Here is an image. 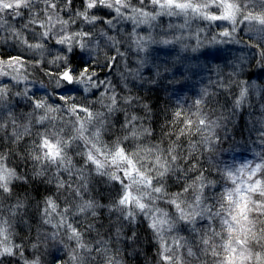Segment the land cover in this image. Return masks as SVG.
Instances as JSON below:
<instances>
[{
    "label": "clouds",
    "instance_id": "obj_1",
    "mask_svg": "<svg viewBox=\"0 0 264 264\" xmlns=\"http://www.w3.org/2000/svg\"><path fill=\"white\" fill-rule=\"evenodd\" d=\"M0 264H264V0H0Z\"/></svg>",
    "mask_w": 264,
    "mask_h": 264
}]
</instances>
